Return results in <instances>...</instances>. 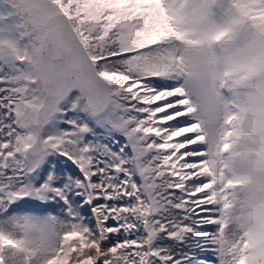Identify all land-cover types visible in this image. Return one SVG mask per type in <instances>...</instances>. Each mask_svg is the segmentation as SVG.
I'll return each mask as SVG.
<instances>
[{
  "label": "snow or ice",
  "instance_id": "obj_1",
  "mask_svg": "<svg viewBox=\"0 0 264 264\" xmlns=\"http://www.w3.org/2000/svg\"><path fill=\"white\" fill-rule=\"evenodd\" d=\"M0 264H264V0H0Z\"/></svg>",
  "mask_w": 264,
  "mask_h": 264
}]
</instances>
